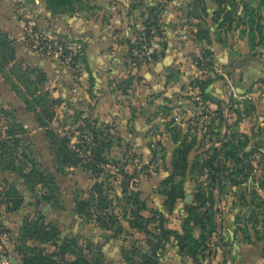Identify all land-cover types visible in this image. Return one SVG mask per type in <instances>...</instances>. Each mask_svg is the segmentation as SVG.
Wrapping results in <instances>:
<instances>
[{"label":"rangeland","instance_id":"374dc122","mask_svg":"<svg viewBox=\"0 0 264 264\" xmlns=\"http://www.w3.org/2000/svg\"><path fill=\"white\" fill-rule=\"evenodd\" d=\"M201 2L208 14L204 17L199 13V18L206 21L202 26L209 28L212 42L217 38L223 40L218 45L220 51H217V59L209 47H206V57H202L204 43H184L201 22L186 16L191 12L189 0H87L68 13L49 12L43 0H0V19L3 18L6 28L11 27L10 33L1 31L7 35L15 54V60L8 61L0 72V105L6 110L12 109L15 118L27 131V136L22 137L20 142L21 146H27V158L51 174L59 188L58 204L45 202L41 199V186L28 188L17 171L0 168V195L7 185H12L22 197L21 205L12 212L5 211L4 205L0 203V264H19V256L13 251L14 245L19 244V226L24 216L33 217L37 214L42 215L45 222L54 224L60 231V237L74 236L80 243L88 240L99 247L103 254L102 264H132L138 260L135 248L143 252L148 248L146 236L130 230L123 220L120 223L124 231L112 237L110 231L100 229L75 214L73 194L77 192L79 196L85 197L82 192L91 185L93 179L79 167L65 168L62 172L55 170L42 129L37 127L31 111L25 109L22 97L15 94L2 79V75L9 76L15 82L17 74L27 75L26 66L43 71L45 81L41 88L62 100L51 121L55 130L74 131L80 123L79 118L86 116L115 128L121 141L119 145L114 144L106 155L111 160L107 168L114 170L122 166L128 171L131 168L140 171L136 188L139 198L145 203V210L141 211L143 216L149 217L150 209H163V196L157 193V188L159 181L170 172L171 153L177 144L173 138L184 139L192 147L186 156L187 171L182 180L184 196L175 201L170 213L165 209L160 211L165 218V227L179 231L180 221L185 216L183 206L191 202L195 184H204L205 168H222L224 174H230L237 181L245 176L236 185L222 177V190L220 193L213 191L218 196L214 208H217L220 216V228L216 229V236L211 241H206V246L196 255L195 261L186 255L177 254L176 248L171 245L160 252L162 264H264L261 255L264 240L246 243L241 234L234 231L233 225V217L238 214L243 222L248 220L245 224L249 227L253 219H248L249 214L255 212V227L264 234V40L262 46L254 49V54L250 52L246 47L244 32L247 24L245 26L242 23L248 18L243 17L245 8L255 9L257 0H222L219 4L214 0ZM161 5L163 9L159 11ZM194 5L196 12H200V3ZM150 7L160 14L162 38L165 39L167 30L169 38L175 40L176 51L184 52L179 61V67L183 66L181 71L177 69L176 63L164 65L156 75L150 72L153 73L151 85L140 81V74L144 68L148 70L153 62L140 71H133V79H129L123 43L126 39L134 42V31L141 32L142 22ZM213 10L229 13L233 18L231 30L224 27L215 29L209 20L210 11ZM253 12L261 15L259 22L264 24V5ZM253 20L256 22V18ZM87 21L94 22L88 33L84 31L81 34L79 30H83V26L77 33H71V29L77 28L79 22ZM96 35L103 39L109 38L111 43L100 50V54L105 53L104 60L98 61L94 70L87 60L88 46L83 39L89 37L95 40ZM159 40L152 39L145 43L143 52L148 53L152 47L150 43L158 44ZM154 48L159 49V46ZM23 54L29 55L31 59L26 61ZM244 56L249 57L238 61ZM198 59L201 60L199 64ZM254 59L258 60L259 65L252 61ZM253 70L255 75L252 74ZM246 73L253 77L245 79ZM89 75L92 78L90 84ZM29 76L33 78V74ZM195 80L209 82L199 89L193 84ZM18 84V88L23 90L24 84ZM145 87L153 92L143 97L137 91L140 99L136 98L133 91ZM206 94L218 99V104L209 101ZM140 102L145 107L139 105ZM137 107L143 108L142 117L146 118L141 125V133L144 134L143 144L148 148L150 158L133 152L127 140L132 128L130 120ZM121 120L126 122L121 124ZM2 128L0 120V134ZM74 134L78 136L79 132ZM136 141L138 137H133V142ZM227 142L239 147L237 156L242 160V165L226 159L229 148ZM125 144L128 145L126 152L123 151ZM96 180H104V177L101 175ZM118 182V177L115 181L110 179L116 193L119 190ZM207 190L208 187L203 189L205 196ZM241 195L243 201L239 199ZM260 202L261 205H257ZM115 212L121 214L117 207ZM154 225H148L152 232H156ZM193 234L197 237V227L193 228ZM249 234H252L251 231ZM123 253L130 257L129 262L123 260Z\"/></svg>","mask_w":264,"mask_h":264},{"label":"trees","instance_id":"16d2710c","mask_svg":"<svg viewBox=\"0 0 264 264\" xmlns=\"http://www.w3.org/2000/svg\"><path fill=\"white\" fill-rule=\"evenodd\" d=\"M83 1L87 0H43V3L51 13H68L74 11L75 7L81 5ZM189 1L191 4H188V7L191 12H188L186 16L201 21L193 35L199 43L208 45L210 43L209 28L203 27L206 21L199 18V13H202L204 17L208 15L205 5L201 0ZM221 1L214 0L217 4ZM196 2L200 3V12H196L194 8ZM263 5L264 0H257L255 9L245 8L246 12L243 15L245 18L248 17L247 21H242L245 26L247 24L246 31H244L246 47L253 54L255 53L254 49L262 46L264 40V24L259 22L261 15L254 14L253 11L259 10ZM162 9L161 5L159 11ZM159 16L160 14L150 7L142 22L141 32L134 31V42L125 40L128 60L126 63L127 76L130 80L133 79L131 74L133 71H137L142 66H148L163 56L166 42L162 38ZM253 18H256V22ZM209 20L214 24L215 29L224 27L226 30H231L232 28L233 18L226 11H222V13L217 10L210 11ZM152 39H160L157 44L159 49L144 53L143 45ZM216 41L220 44L223 43L220 38H217ZM0 50L1 72L8 61L15 60L13 47L7 39V35L1 30ZM201 53L202 57H206L207 48H203V51L201 49ZM200 61L198 59L197 63L199 64ZM25 68L28 71L27 75L17 74L14 78L15 82L9 76L2 75V79L15 94L22 97L25 109L31 111L37 127L42 129L55 170L62 172L65 168L79 167L89 178L93 179L91 185L82 192L85 197L79 196L77 192L73 194L72 202L75 214L88 223H94L100 229L110 231L112 237H117L124 231L120 220L125 221L130 230L143 233L146 236L148 248L144 252L135 248L134 252L138 253V260L133 261L132 264H162L160 252L171 238L174 240L177 254L186 255L195 261L196 255L206 246V241H211L216 236V229L220 228V216L217 208H214L218 196L213 191L217 190L220 193L222 190L220 184L222 177L236 185L241 183L245 176L242 180L237 181L230 174H224L222 168H205L204 184H195L191 202L183 206L185 216L180 221L179 231L167 228L164 226L165 218L160 211L150 209L149 217L141 214V211L145 210V203L139 198V191L136 188V178L140 171L136 168H131L128 171L122 166L113 168L114 170L107 168L111 160L106 155L114 144L119 145L121 141L115 128L109 124L97 122L91 116H86L79 118L80 123L74 131L59 132L55 130L51 121L55 118V109L61 105L62 100L51 96L46 89L41 88L45 81L43 71L33 67L26 66ZM30 74H33V78H30ZM88 79L90 84L92 80L90 75ZM137 79L135 78V80ZM208 82V80H195L193 84L202 89ZM18 83L24 84L23 90L18 88L20 87ZM0 120L3 126L0 134V168L17 171L28 188L35 185L41 186L43 189L41 199L57 205L59 188L51 174L43 171L37 163L27 158L26 144L20 145L22 137L27 136V131L15 118L13 110H6L4 106L0 105ZM74 132H79V135L75 136ZM173 142L177 144L171 153L170 172L159 181L157 188V193L163 196L162 207L167 213L171 212L175 201L184 196L182 180L187 171L186 156L192 147L184 139L173 138ZM227 143L229 148L226 152V159H232L242 165V160L237 156L239 147ZM123 149L126 152L128 145L125 144ZM28 164L30 166H27ZM101 175L104 180L97 181L96 179ZM117 177L119 179L118 193L114 191L110 183V179L115 181ZM205 187H208L206 196L203 191ZM0 198V203L4 205L5 211H15L22 203L21 195L12 185H7L4 188ZM239 199L243 201L244 197L241 195ZM257 205H261V202ZM115 207L121 212L120 215L115 212ZM249 215L248 219L253 217L249 227L245 224L247 219L243 222L238 214L234 215V231L239 232L246 243L263 241L264 234L255 227L256 213L253 212ZM151 223H155L156 232L148 229V225ZM194 227L198 229L197 237L193 234ZM262 228L264 229V223ZM17 240L19 244L14 245L13 251L19 256V264H102L103 262V254L99 247L92 245L88 240L80 243L74 236L60 237L59 229L54 224L45 222L40 214L23 217ZM261 255L264 258V250ZM122 256L124 261H130V257L126 253H123Z\"/></svg>","mask_w":264,"mask_h":264},{"label":"crops","instance_id":"0c3cea01","mask_svg":"<svg viewBox=\"0 0 264 264\" xmlns=\"http://www.w3.org/2000/svg\"><path fill=\"white\" fill-rule=\"evenodd\" d=\"M29 1H31V0H29ZM43 12L45 13L44 10H43ZM91 23L94 24V22H89V21H87L85 23H80L79 22V24L77 25V28L71 29V33H73V34L77 33V31L81 28V26H83V30H79V31L82 32L81 34L83 35L84 31L85 32L87 31V33H88ZM73 26H76V25H73ZM6 27H7L6 23L3 24V18H1L0 19V30H3V31L5 30L8 33H10L11 27L10 28H6ZM48 31H50V30H48ZM71 33H69V34H71ZM165 34H166V37H165L164 40L166 42V46H165V49L163 51V56L159 57V59H156L155 60L156 62L154 61L155 63L153 62V64L148 68V70H146L145 68L143 69L144 71L140 74V76L142 77V78L140 77V81L141 80L142 81H146V82L150 83V85H151V80L153 79V75L152 74L155 73L154 75H156V72L162 70V66L167 65V64L172 65V64L176 63L177 67H178V68L177 67L176 68L179 71H181L180 68L181 69L183 68L182 65L179 67V61H180L181 55L184 52H182V53L177 52L176 48L174 46L175 40L169 38V35H168L169 33L167 32V30H166ZM209 37H210V35H209ZM102 39H103V37L100 38V37H98V35L95 36V40H92L89 37L88 38L86 37L85 39H83L87 43V46H88V50H87V56L88 57H87V60L90 63V68L91 69L93 68L94 70H96V67H97V65L99 63L98 61L102 62L104 60L105 53L104 54H100V50L106 48L111 43L109 38H105L103 40ZM209 39H210V42H212L211 38H209ZM191 41H193V45H197V44L201 45L202 44V43H199L197 41V39L195 38V36L193 34L189 35V37H187V40L184 43L185 44L186 43L190 44ZM123 43L125 45L126 54H127V46L125 44V41ZM217 43L218 42L215 40V42L209 43L208 45L204 44V48L205 47H209V49L213 52V54H214L216 59L219 58V54H217V51H220V49L218 48L219 47L218 45L220 43H218V44ZM17 44L20 45V43H18V42H17ZM177 49L180 50L179 47H177ZM100 56H102L101 60H99ZM226 56H227L226 53H224V57H226ZM22 57L24 59H26V61L28 59H31L30 56L27 55V54L26 55L23 54ZM173 59H175V61H173ZM252 61L259 65L258 60L254 59ZM216 63H218V62H216ZM253 65H255V64H251V66H253ZM125 66L127 67L126 63H125ZM143 67H145V66L140 67L137 71H140V69H142ZM150 72H153V73H150ZM252 74L255 75L254 70H253ZM181 77H182V74H181L180 78ZM244 77H245V79H250L253 76H251V74H249V73H246V74H244ZM137 91L141 92L143 97H144L145 94H147V93L150 94V93L153 92L152 89H148L147 87H145V89L144 88H142V89L139 88L137 90L135 89L133 91V93L136 95L135 97L138 98V99H140V97L138 95L139 92L137 93ZM139 105H142V106L145 107V105L142 102H140ZM142 110H143V108L137 107V111L134 114V117H131L130 125H131L132 128H131V132L128 134L127 140L129 141V144L132 147L131 150L133 152H135L137 154H140L142 157H146V158L149 157L150 158L149 150L143 144V139H144L143 135L144 134L141 133V125H143V123H145V119H146V118L144 119L142 117L143 116ZM128 118H129V116L126 117V119H128ZM125 122H126V120L124 122H122V120H121L120 123L122 124V123H125ZM119 130L122 131L123 130L122 127H120ZM118 136L121 137L119 134H118ZM133 137H138V141L133 142ZM161 206H162V203H161ZM159 210L163 211L162 208H160ZM171 229H173V228H171ZM171 245H174V240L173 239H170L169 242L165 243L163 248H165L166 246H171Z\"/></svg>","mask_w":264,"mask_h":264},{"label":"water","instance_id":"95a60500","mask_svg":"<svg viewBox=\"0 0 264 264\" xmlns=\"http://www.w3.org/2000/svg\"><path fill=\"white\" fill-rule=\"evenodd\" d=\"M25 1H29V0H25ZM247 57H249V56H244V57H242V58H241L240 60H238V61H241V60H243V59H245V58H247ZM238 61H236L234 64H236ZM232 71H233V67H232V69H231V72H232ZM205 97H206L209 101L213 102L214 104H218V102H219L218 99H216L215 97H213V96H211V95H209V94H206Z\"/></svg>","mask_w":264,"mask_h":264},{"label":"built area","instance_id":"2783aa9c","mask_svg":"<svg viewBox=\"0 0 264 264\" xmlns=\"http://www.w3.org/2000/svg\"><path fill=\"white\" fill-rule=\"evenodd\" d=\"M151 45H152V47H150L149 48V52H151L153 49H157V48H154V47H156V46H158L157 44H155V43H150Z\"/></svg>","mask_w":264,"mask_h":264}]
</instances>
